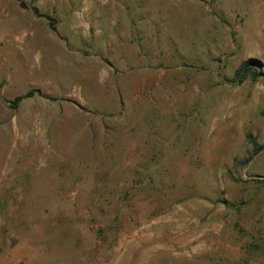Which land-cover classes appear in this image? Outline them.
<instances>
[{
  "label": "rangeland",
  "instance_id": "obj_1",
  "mask_svg": "<svg viewBox=\"0 0 264 264\" xmlns=\"http://www.w3.org/2000/svg\"><path fill=\"white\" fill-rule=\"evenodd\" d=\"M22 1L0 264H264V0Z\"/></svg>",
  "mask_w": 264,
  "mask_h": 264
},
{
  "label": "trees",
  "instance_id": "obj_2",
  "mask_svg": "<svg viewBox=\"0 0 264 264\" xmlns=\"http://www.w3.org/2000/svg\"><path fill=\"white\" fill-rule=\"evenodd\" d=\"M18 2H19V5L21 6V7H24V8H26L27 6H26V4H25V2H23L22 0H18ZM32 10L35 12V13H38V10H37V8L34 6V7H32ZM51 24V23H50ZM51 28L52 29H54V27H53V25L51 24ZM252 63H256L257 64V66L254 68V70H255V72H254V74H257V67H259L261 64H260V62H258L257 60H255V59H253V58H251V59H248V60H246V61H244L241 65H240V67H239V69H238V73H240V72H242L243 70H249L250 68H251V64ZM242 79V76H239V78H238V80H241ZM33 91L32 90H29V91H27L26 93H24V94H22V95H19V96H17V97H15L14 99H13V101H12V104L13 105H16V104H18V102L19 101H21L22 99H24V98H26V97H29V96H31V95H33ZM254 142V141H253ZM254 145H255V150H257V149H259L261 146H257V144L256 143H254Z\"/></svg>",
  "mask_w": 264,
  "mask_h": 264
}]
</instances>
